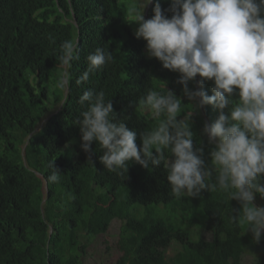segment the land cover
I'll use <instances>...</instances> for the list:
<instances>
[{
  "label": "trees",
  "instance_id": "1",
  "mask_svg": "<svg viewBox=\"0 0 264 264\" xmlns=\"http://www.w3.org/2000/svg\"><path fill=\"white\" fill-rule=\"evenodd\" d=\"M63 1L47 7L46 0H0V264H86L96 253L98 264H264V234L256 243L230 220L231 209L240 207L237 201L206 190L177 199L163 164L145 169L129 162L127 169L110 172L99 161L103 150L95 141L89 161L73 124L76 97L84 90L72 85L63 110L57 111L63 100L57 82L64 70L58 41L74 36V26L63 23L58 10ZM104 2L70 0L80 11L77 22L84 24L94 20ZM106 13L103 30L109 34L102 43L96 35L87 37L86 26L81 28L79 59L67 68L70 79L80 77L86 56L96 48L102 45L111 52L112 60L95 78L102 84L97 91L112 102L116 119L136 133L138 147L142 133L159 123L139 101L164 82L165 90L173 91L184 111L191 112L194 149L202 148V158L210 163L214 144L203 127L219 111L190 101L176 82L178 72L149 73L144 57L118 64L115 48L126 59L139 43L114 21L123 16L120 6L110 3ZM200 79L189 81V90H199ZM212 87L207 80L203 90L212 95ZM184 116L181 112L177 119ZM53 159L62 174L58 183L47 180ZM254 204L264 206V199L256 195ZM114 221L119 224L116 242L102 247L100 236Z\"/></svg>",
  "mask_w": 264,
  "mask_h": 264
},
{
  "label": "clouds",
  "instance_id": "2",
  "mask_svg": "<svg viewBox=\"0 0 264 264\" xmlns=\"http://www.w3.org/2000/svg\"><path fill=\"white\" fill-rule=\"evenodd\" d=\"M53 1L58 6L57 0H46L47 7ZM110 3L122 10L123 16L114 18L120 32L139 43L138 51L126 59L120 58L114 47L118 64L144 57L149 73L158 69L178 72L176 82L190 101L212 105L219 111L218 118L203 127L209 143L214 144L210 163L202 158V148L194 149L191 112L184 111L173 91L165 90L164 82L159 90L149 88L139 101V106L150 110L159 123L142 133L138 147L136 133L116 119L112 102L106 100L103 91H97L102 84L95 78L112 60L111 52L102 45L96 48L86 56L87 66L80 77L70 79L67 68L79 59L81 28L86 26L87 37L96 35L102 43L101 38L109 34L103 28ZM62 7H58L62 22L74 26V36L58 41L62 43L58 59L64 70L57 82L63 94L57 111L63 110L72 85L84 90L76 97L79 109L74 112L73 124L76 135L80 131L81 149L89 154V161L95 141L103 150L99 161L110 172L127 169L129 162L145 169L150 164H163L177 199L197 197L206 190L223 193L228 202L237 201L240 207L231 209V222L242 226L244 234L250 232L252 240L259 243L264 234V206L254 204V200L256 195L264 199V0H105L88 24L77 22L80 11L70 0H64ZM85 7L91 9L90 5ZM41 8H46L45 3ZM199 77V90H189L188 82ZM207 80L213 81L212 95L203 90ZM234 95L238 99L234 100ZM181 112L184 118L177 119ZM54 160L49 162L47 180L58 183L62 174Z\"/></svg>",
  "mask_w": 264,
  "mask_h": 264
},
{
  "label": "rangeland",
  "instance_id": "3",
  "mask_svg": "<svg viewBox=\"0 0 264 264\" xmlns=\"http://www.w3.org/2000/svg\"><path fill=\"white\" fill-rule=\"evenodd\" d=\"M51 87H52L53 90H56V85H52ZM118 225L119 224L114 221L113 224L111 225V227L109 228L108 232L106 234L100 236L101 240L105 244L102 247H106L107 245L109 247L114 246V242H116V239H117L116 234H118ZM204 234H205V232L203 233V235ZM112 253H114V252H112ZM100 258H101V256H99L96 253L95 254V260H93L91 258H88L87 261H86V264H98L99 262H101ZM112 259H113V257H112Z\"/></svg>",
  "mask_w": 264,
  "mask_h": 264
}]
</instances>
